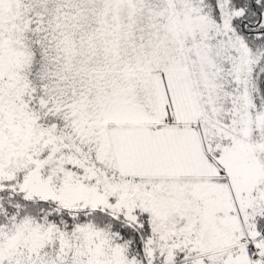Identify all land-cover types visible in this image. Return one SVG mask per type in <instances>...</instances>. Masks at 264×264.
<instances>
[{
  "label": "snow or ice",
  "instance_id": "1",
  "mask_svg": "<svg viewBox=\"0 0 264 264\" xmlns=\"http://www.w3.org/2000/svg\"><path fill=\"white\" fill-rule=\"evenodd\" d=\"M0 264H264V0H0Z\"/></svg>",
  "mask_w": 264,
  "mask_h": 264
}]
</instances>
